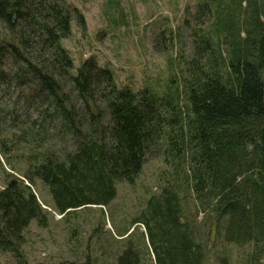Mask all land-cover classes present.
<instances>
[{
  "label": "trees",
  "instance_id": "16d2710c",
  "mask_svg": "<svg viewBox=\"0 0 264 264\" xmlns=\"http://www.w3.org/2000/svg\"><path fill=\"white\" fill-rule=\"evenodd\" d=\"M231 2L199 5L201 15L213 17V26L195 30L193 57L182 63L180 85L160 93L120 88L113 70L93 58L75 72L63 45L73 18L67 5L0 0V94L29 90L20 96L29 107L40 97L44 104L38 105L39 117L22 122L23 136L7 137V119L17 128L19 107L10 110L0 97L1 155L16 172L13 159L25 157L19 144L35 151L23 179L6 173L11 179L0 191L1 251L20 258L31 223L47 225L48 212L33 190L37 181L48 188L53 210L66 218L109 206L119 185H135L149 155L163 153L166 163L184 173L195 220L208 215L211 231L224 242L252 246L258 260L264 257V7L257 0ZM53 124L56 130L49 134ZM55 135L72 146L56 150ZM183 190L180 184L165 186L161 196L149 198L122 236L130 237L142 224L155 264L208 262V246L184 211ZM141 258L142 250L130 241L117 264H141ZM60 264L94 263L88 257Z\"/></svg>",
  "mask_w": 264,
  "mask_h": 264
},
{
  "label": "rangeland",
  "instance_id": "374dc122",
  "mask_svg": "<svg viewBox=\"0 0 264 264\" xmlns=\"http://www.w3.org/2000/svg\"><path fill=\"white\" fill-rule=\"evenodd\" d=\"M53 1L67 5L73 12L71 35L63 45L74 61L75 72L84 61L93 58L99 66L113 70L120 88L130 87L136 92L151 87L163 93L180 85L182 63L193 57L195 30L203 32L213 26L210 13L200 14L199 5L204 0ZM224 1L232 4L231 0ZM257 1L264 7V0ZM28 93L29 90L22 93L11 88L0 94L7 108L19 107V119L13 121L18 127L10 128L12 121L8 118L5 136H23L25 125L22 122L40 116L38 105L44 106L41 104L43 98L29 107L28 99L20 98ZM182 99L180 106L184 107ZM54 124L49 126V134L56 130ZM55 136L52 146L56 150H67L72 146L64 136ZM19 145V154L25 157L16 155L13 159L16 172L0 153V191L11 179L6 173L22 178L21 174L29 167L27 159L35 152L33 146ZM177 184L183 185L180 196L184 211L197 230L198 238L208 246L207 264H224L221 257L228 258L225 264H264V257L258 260L253 255L252 246L239 248L228 244L218 233L211 231L208 215L200 214L195 220L196 203L187 190L184 173L176 163H166L163 153L161 156L149 155L135 185H119L117 198L109 206L82 209L66 218L53 210L48 188L37 181L33 190L48 212L47 225L32 222L25 231L24 243L19 247L20 258L12 251L0 250V264H20L19 261L23 260L28 264L84 263L88 257L94 264H117V258L130 241L142 250L141 264H155L142 224L133 227L130 233H134L130 237L122 236L141 215L149 198L159 197L165 186Z\"/></svg>",
  "mask_w": 264,
  "mask_h": 264
}]
</instances>
